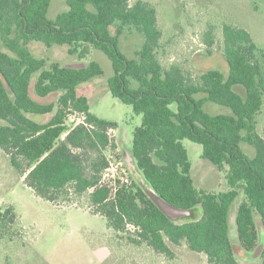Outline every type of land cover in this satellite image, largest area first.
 Here are the masks:
<instances>
[{"label": "trees", "instance_id": "16d2710c", "mask_svg": "<svg viewBox=\"0 0 264 264\" xmlns=\"http://www.w3.org/2000/svg\"><path fill=\"white\" fill-rule=\"evenodd\" d=\"M62 1L67 9L51 19L53 0H0V150L27 187L55 205H74L84 198L88 211L101 216L114 240L124 238L128 248L147 247L173 260L183 245L204 255L207 264H264V137L257 132L264 105V50L244 27L208 22L203 40L210 49L219 31L227 72L212 68L193 75L180 64L161 63L156 9L145 1ZM128 29L142 38L132 57L120 48ZM30 44L34 49L65 48L79 58L93 47L108 57L112 74L106 78L107 90L141 116L129 152L136 173L124 163L130 186L114 191L102 180L109 164L104 151L114 146L109 131L116 123L93 113L88 97L77 92L82 83L104 75L100 64L48 62L35 56ZM31 84L38 97L56 93V100H35ZM208 102L226 111L210 113L204 108ZM72 113L83 115L85 123L68 129ZM184 139L200 144V157L226 170L225 190L196 186ZM241 143L253 148V156ZM141 182L192 214L168 219ZM16 217L13 207H0V238L18 236ZM231 220L248 255L263 245L255 263H242L234 254ZM123 233L128 236L118 235ZM108 242L115 245L110 237ZM110 252L117 253L111 247ZM3 264L12 263L6 259Z\"/></svg>", "mask_w": 264, "mask_h": 264}, {"label": "rangeland", "instance_id": "374dc122", "mask_svg": "<svg viewBox=\"0 0 264 264\" xmlns=\"http://www.w3.org/2000/svg\"><path fill=\"white\" fill-rule=\"evenodd\" d=\"M134 1L136 0H131L130 3ZM143 1L156 9L157 26L161 30V46L157 56L164 66L180 64L193 75L212 68L227 72V65L219 47V31H215V42L210 49L203 40L208 30V22L214 23V20L215 24L230 21L244 27L256 45L264 50V0ZM66 9L67 6L62 0H53L48 17L53 19L57 13ZM141 42V36L128 29L120 37V48L127 56L132 57ZM29 47L35 56L45 57L48 62L58 61L62 65L79 66L94 60L100 64L104 75L82 83L77 87V92L88 97L93 113L116 123L114 132L109 131L114 146L105 150L104 154L114 164V158L119 159L122 149L129 153L132 132L139 126L141 116L107 90L106 78L112 74L108 57L93 47H89V53L82 58L67 54L65 48L46 49L39 45L34 49L31 44ZM29 93L35 100L45 103L54 102L58 96L54 93L44 98L38 97L32 84ZM204 108L210 113L226 111L210 102L205 103ZM80 120L79 114H69L66 119L67 128L70 129ZM257 132L264 137V105L257 115ZM182 143L188 152L196 186L212 192L225 190L226 170H219L202 159L200 144L187 139ZM241 148L248 156H253L252 147L241 143ZM129 176L132 181L130 174ZM241 199L242 195L237 199L235 207ZM86 203L84 198H80L74 205L63 202L55 205L36 196L24 183V176L17 172L10 164L9 157L0 150V207H13L20 227L18 236L14 239L0 238V264L6 259L12 264H207L204 255L190 252L183 245L177 247L173 260L151 252L147 247L128 248L124 238L115 237L114 240V233L111 236V232H108L104 219L91 214ZM257 225L261 229L259 220ZM132 230L130 227L128 232ZM118 235L127 237L128 233ZM109 237L115 243L110 247L117 251L116 254L111 255ZM230 239L234 254L240 262L255 263L253 260L249 261V255L240 247L233 220Z\"/></svg>", "mask_w": 264, "mask_h": 264}, {"label": "water", "instance_id": "95a60500", "mask_svg": "<svg viewBox=\"0 0 264 264\" xmlns=\"http://www.w3.org/2000/svg\"><path fill=\"white\" fill-rule=\"evenodd\" d=\"M121 156L126 164V166L130 167L133 171V173H136V167L135 164L133 163V158L130 155V153L126 152V150L122 149L121 151ZM147 194V196L150 198V200L158 207V209L170 220L172 221H178L182 220L184 218L189 217L192 214V209H183L179 208L161 197H159L153 190L150 188H147L143 182L140 183ZM232 222V220H231ZM263 245L260 243L255 250L249 255V259L254 260L256 259L261 251H262Z\"/></svg>", "mask_w": 264, "mask_h": 264}, {"label": "built area", "instance_id": "2783aa9c", "mask_svg": "<svg viewBox=\"0 0 264 264\" xmlns=\"http://www.w3.org/2000/svg\"><path fill=\"white\" fill-rule=\"evenodd\" d=\"M80 117L81 120L79 121V123H85L84 116L80 115ZM114 160L115 163L113 164L109 159L108 167L104 170L101 177L103 181L111 185L114 188V191H116L121 186H130L131 179L122 158H119L117 160L114 158Z\"/></svg>", "mask_w": 264, "mask_h": 264}, {"label": "crops", "instance_id": "0c3cea01", "mask_svg": "<svg viewBox=\"0 0 264 264\" xmlns=\"http://www.w3.org/2000/svg\"><path fill=\"white\" fill-rule=\"evenodd\" d=\"M112 131L114 132V130L112 129ZM117 142V141H116Z\"/></svg>", "mask_w": 264, "mask_h": 264}]
</instances>
